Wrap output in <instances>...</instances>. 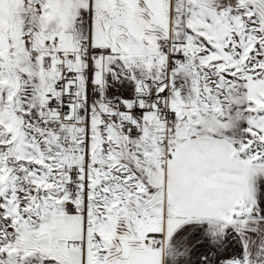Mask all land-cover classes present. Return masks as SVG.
I'll return each instance as SVG.
<instances>
[{
    "label": "snow or ice",
    "instance_id": "1",
    "mask_svg": "<svg viewBox=\"0 0 264 264\" xmlns=\"http://www.w3.org/2000/svg\"><path fill=\"white\" fill-rule=\"evenodd\" d=\"M0 264H264V0H0Z\"/></svg>",
    "mask_w": 264,
    "mask_h": 264
}]
</instances>
